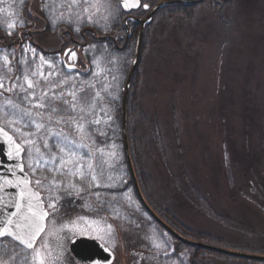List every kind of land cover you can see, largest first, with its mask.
<instances>
[{"label": "rangeland", "instance_id": "374dc122", "mask_svg": "<svg viewBox=\"0 0 264 264\" xmlns=\"http://www.w3.org/2000/svg\"><path fill=\"white\" fill-rule=\"evenodd\" d=\"M150 1L155 5L162 0ZM226 1L230 4L225 9L227 26L206 7H196L187 21H182L181 17L176 19L172 14L163 17L165 11L155 13L144 34L143 59L137 64V96L147 114L156 116L162 133L164 154L153 157L147 170L153 184L150 196L153 203L165 211L163 215L168 220L150 207L186 238L264 255V247H257L264 246V0ZM45 2L48 11L41 8ZM29 4L32 5L30 11ZM84 7L81 3L72 12L83 13ZM0 9H4L0 11L1 35L10 38L17 37L21 31H32L34 44L41 48L28 38L21 45L0 46V57L8 55L10 61L5 65L0 59V78L4 83V88L0 89V126L24 147L26 173L49 213L33 249H27L10 237L0 238V264H36L37 249L45 256V264H81L69 251L70 240L73 237L97 239L100 234L104 239L97 240L115 254L112 264H125L126 259L130 264H193L192 252L181 246L185 243L173 238L145 211L123 157L122 86L134 56L136 38H128L120 49L104 41L90 40L80 50H72L75 58L66 57V64L71 67L63 63L61 53L42 51L59 43L61 30L79 35L84 28H91L102 36L112 34L119 29L124 17L119 0H97L90 6L91 23L87 14L83 22L73 15L71 22L59 20L55 26L49 13L54 9L55 16L67 17L65 0H25L23 4L20 0H2ZM14 19L23 20L24 26L18 24L12 35H8L6 25ZM41 20L46 29L41 28ZM77 27L79 32L75 31ZM41 57L52 65H43L46 80L39 76ZM33 71L38 74L32 76ZM25 73L36 83L35 89L27 88ZM49 73L54 74L49 76ZM17 77L24 90L17 87L9 91ZM247 77L248 90L243 82ZM60 81L66 83L52 87ZM45 90L49 96L44 102L50 101V107H33ZM72 90L77 91L80 104L87 101L91 106L94 102L91 111L86 108L85 112H79L78 104L76 114L65 113L63 101L52 99L55 92L71 102L72 97L67 93ZM33 91L36 98L31 96ZM50 108L58 111L51 113ZM73 115L83 117L77 120L85 125L83 132L67 123H57L61 117L68 119ZM33 121L45 127L37 130ZM106 123L109 128L104 129ZM13 128L34 135L22 136ZM50 133L61 135L56 137ZM29 139L32 143H25ZM46 142L51 152L59 153L57 145L65 147L69 153L75 152L77 165H83L82 170L88 173L87 180L56 173L57 180L64 184L71 181L87 189L91 175L95 174L101 185L115 187H93L79 196L74 190L63 187L54 188L50 193L47 181H44L45 187H37L35 181L44 176L50 180L53 176L50 169L59 165L58 160L49 159ZM38 158L47 161V167L37 169L36 175H32L28 164ZM181 165L209 205L216 209L217 218L225 216L230 225L209 217L204 207L195 208L178 201L168 178L170 173L178 174ZM64 171L67 172V167ZM69 191L71 196L67 194ZM56 196L62 199L53 212L48 204ZM79 217L85 219L79 220ZM108 225L114 229L112 235L108 234ZM206 237L216 240L204 239ZM154 244H159L160 248ZM197 250L201 251L199 257L209 264H264V261L248 259L228 260L221 253L204 248Z\"/></svg>", "mask_w": 264, "mask_h": 264}, {"label": "snow or ice", "instance_id": "6c2138e0", "mask_svg": "<svg viewBox=\"0 0 264 264\" xmlns=\"http://www.w3.org/2000/svg\"><path fill=\"white\" fill-rule=\"evenodd\" d=\"M2 2V0H0ZM21 4L25 2V0H20ZM66 7L68 10V15L65 17L64 15L60 16H55V10H51L49 13V19L51 23L55 26L56 23L59 20H64L67 19L69 22H71L73 15L83 22L84 15L87 14V20L89 23L93 22V14L90 12V6L95 5L97 3V0H65ZM83 3L85 7L83 8V13L77 11L76 13L72 12V9L79 8L80 4ZM142 0H120L119 7H122L124 10H131L134 8H138L141 6ZM143 7L147 9L149 6L148 4L144 3ZM42 10L48 11V3L45 2L44 4L41 5ZM0 11H4V9H0ZM8 15H14V13H8ZM23 27L24 26V21L20 20H12L6 25V30L8 31V35H12V32L15 30L17 25ZM79 27L75 28V31L79 32ZM29 49H25L27 52ZM31 51L35 52L34 49H31ZM70 53V55H69ZM66 56H69V59H73L76 56V53L72 51L71 49L67 50L65 53ZM0 59L3 60L5 65H8L10 63L8 59V55H4L3 57H0ZM41 60V65H40V71H39V76L41 80H46L47 77L44 76L43 74V65L48 64L49 67H52V65L48 62L45 61L43 57L40 58ZM21 63H26V61H21ZM9 71L11 69L9 68ZM38 73L36 71L32 72V76H36ZM54 73H49V76L53 75ZM20 77L16 78V82L13 83L12 89L15 90L17 87L21 88V90H24V86L19 84ZM24 81L27 83V88L28 89H35L36 83L32 80L29 79V76L27 73L24 75ZM66 81H60L59 85L57 84H52L53 88H56L60 85H64ZM4 88V83H3V78H0V89ZM68 96L72 97V101L69 102L67 99L64 98L63 94L57 95L55 92L52 93V99H60L63 101L64 105H66V108L63 109L65 113L71 112L73 114H76L78 112V104H80V97L78 96V93L76 90L69 91L67 93ZM99 93L96 94V97H99ZM31 96L33 98H36L35 92L33 91L31 93ZM48 96L49 93L47 90L43 92V95L38 99V102L33 105L35 108L39 109H44L46 107H50V101L48 103H45L44 101H48ZM27 98V97H26ZM93 105H88V102L85 101L83 104H80L79 106V112H85L86 108L87 110L91 111V107ZM58 109L55 108H50L51 113H56ZM52 117L51 115L49 116V120H51ZM78 119H83V117H78L76 115H73L72 117H69L68 119H65L64 117H61L60 120L57 121V123H67L73 128L77 129L80 132H83L85 125L83 123H77ZM12 122H9L11 124ZM95 123H99V121H96ZM33 126L37 129L40 130L45 127L43 123H36L35 121L32 122ZM13 131L24 136H32L34 135L33 133H23L20 128H13ZM0 133H2L8 140V143L10 145H13V151H10L8 153L9 158H13L14 156L18 158L20 156V153L23 151L22 147L20 144H16L13 137L9 135L7 131H5L4 127H0ZM51 136H60V133H50ZM74 143V141H72ZM25 143L31 144L32 140L29 139L25 141ZM59 147V153H54L51 152L49 148V144L46 142L45 143V148H49V159L51 161H59V165H54L50 171L53 172L52 178L49 180L48 177L44 176L41 177L40 179H37L35 181V184L39 188L45 187L44 181L48 182L49 190L51 193V190L54 188H60L63 187L65 190L67 189H72L75 191L76 195L79 196L80 193L91 190L93 187L95 188H100V187H106V188H112L115 187L113 184H108V185H101L98 181V178L95 174L91 175V182L88 183L87 189L80 187L79 185L69 181L67 184H64L62 181L56 179V173H59L60 175L64 176H74L79 178L80 180H87L88 179V173L83 171V165H77L76 163V156L77 154L75 152H68V150L60 145H57ZM39 151V150H37ZM65 155H67V159H65ZM90 155V154H89ZM114 155V154H113ZM83 159V157H81ZM19 170L21 172H24V165L20 164L17 165ZM44 167H47V161H43L41 159H37L33 162H30L28 164V168L31 170L32 175H36L37 169H42ZM67 167V172L65 173L64 169ZM89 170H92V166L89 165ZM11 172V175L13 177L16 176L15 171L9 170ZM3 179L4 183H0V192H3L5 190V185L9 187H20L22 184L24 187L21 189L19 193V200L15 203V211H12L10 215L7 216V219L4 221H0V238L3 237H10L14 241H18L21 245H24L27 249H33L34 248V243L37 237H39L40 233L44 230L43 226L40 225L38 226L36 221L37 219L43 220L46 218L49 213L47 211L43 212H37L35 208H42L43 206V200L41 199L39 193L37 192H32L31 188L29 185L31 184V181L29 180V174L25 173L23 178H16V182L13 183L11 179H7L6 177L0 178ZM111 180L112 177H109ZM68 196L72 195V192L69 191ZM127 196V194H125ZM96 197L99 200L100 199V194L97 192ZM62 199L59 196H56V199L53 200L51 203L48 204V208L52 209L53 212L56 211V203ZM128 199H131L128 197ZM0 200H2V197H0ZM27 200L28 202V212L30 215H25L21 217V212L23 211V204L21 203L22 201ZM103 203V201H101ZM9 206L4 205V211H8ZM79 220H84V217H79ZM23 220L25 221L24 223H21L20 221ZM93 223L99 224V221H94ZM99 232H102V229H98ZM107 231L109 235H112L114 233V229L112 225L107 226ZM97 239H104V235L100 234L96 237ZM115 246V242L113 240V247ZM154 247L160 248L159 244H154ZM106 251L108 249H105ZM167 255V253H165ZM35 261L36 264H45V256L41 253L40 250L35 251Z\"/></svg>", "mask_w": 264, "mask_h": 264}, {"label": "trees", "instance_id": "16d2710c", "mask_svg": "<svg viewBox=\"0 0 264 264\" xmlns=\"http://www.w3.org/2000/svg\"><path fill=\"white\" fill-rule=\"evenodd\" d=\"M145 3L150 4V6H153L154 4L151 3L150 0H142ZM155 3L160 0H154ZM229 2L226 0H204L201 3H198L196 5H185L180 3H174L167 6L162 7L160 10L156 11V15L160 14L161 12L166 13V11H169V13H163V17H168V15L172 14L176 19H179L180 17L183 19L182 21H187L191 19V16L193 15V10L201 7H206V9H209L210 11L217 14L220 19L222 25L227 26L228 19L227 15L225 14V9L229 7ZM32 5H30L31 7ZM30 11V9L28 10ZM147 10H144L143 8H139L136 11H132L131 14L135 16H144L146 15ZM126 14V13H124ZM155 15V16H156ZM174 20V18H173ZM152 23V22H151ZM152 25V24H151ZM150 25L146 26L145 32H147ZM128 29L130 31L129 38L138 36L139 31V25L137 23L131 22L128 24ZM127 33V28L125 25L121 24L119 26V29L117 30V34L124 36ZM25 34V31H21L17 34V37H8L5 35L0 34V46L3 48H9L11 45L17 43V40H19L21 35ZM146 34V33H145ZM145 38V35H144ZM19 45V43H17ZM142 51H141V57L140 61L143 59V52H144V43H142ZM140 64V62H139ZM137 71H139V65L137 67L135 75H133V80L131 82V87L129 90L128 97V104H127V133H128V142H129V149L131 154V159L134 165V170L136 172L139 185L141 188V191L143 193L144 198L146 201L150 204V206L156 210L164 219L168 220L164 215L163 212L160 210L152 200V195L150 196L152 189V180L151 175L147 170L149 161L153 160V157L158 156V154H164V142L162 133L160 131V127L157 118L154 115H149L145 111V109L142 107L139 98L137 96V88H136V82H137ZM248 77L243 81L245 82L246 90L250 89V80L248 83ZM249 93V92H248ZM106 123L104 124V129L109 128ZM120 134L122 133V126L120 127ZM122 142V140H121ZM122 152L123 157L124 150H123V144H122ZM178 174L170 173V176L168 178L169 183L172 185V189L175 190V196L178 197V201L181 200L184 204H191L196 208L198 207H204L207 209L208 213L210 214L209 217L216 219L217 221H223L224 224L230 225V222L228 219L223 216L221 218H217L218 212L216 209L212 208V206L209 205V202L205 199L203 196L201 190L198 188V186L194 183V180L191 179V176L182 169V165L179 166ZM174 186V187H173ZM198 209V208H197ZM219 219V220H218ZM204 239H213L214 238H204ZM181 243V242H180ZM231 243V242H230ZM240 243V242H239ZM181 245V244H180ZM263 245V244H262ZM188 247L190 251L192 252V263L193 264H209L204 259H201L199 257V254L201 251L197 250L195 247L191 245H181ZM244 247H248V245H245ZM252 246H249V248ZM257 247H264V246H257ZM254 249V248H253ZM204 251V250H202ZM208 252V251H206ZM210 252V251H209ZM224 257H227L228 260H241L240 258H236L233 256L220 254ZM125 264H130L128 259H126Z\"/></svg>", "mask_w": 264, "mask_h": 264}, {"label": "water", "instance_id": "95a60500", "mask_svg": "<svg viewBox=\"0 0 264 264\" xmlns=\"http://www.w3.org/2000/svg\"><path fill=\"white\" fill-rule=\"evenodd\" d=\"M202 1L203 0H165V1L162 0L153 6H150L148 4L149 7L146 9L148 11L144 17L128 16V17L124 18V25L126 28H128L127 24H126L128 22V20L132 21L134 23H137L139 25V34H138V38H137V43H135L136 44L135 45V52L133 54L134 58L132 60L131 67H130L128 75H127V79H126L124 90H123V96H122V110H121V113H122V117H121L122 118V138L121 139L123 141L124 154H125V158H126L125 160L127 162V166H128V170H129V173L131 176V180L133 182L135 190H136L138 197L140 199L139 201H141L143 207L146 209L145 211H147L152 216L154 221H156L160 226H162L165 229V231H168L178 241H181L185 244L194 246L197 249L198 248H204V249H208V250H211V251H214L217 253L229 255V257L233 256V257L240 258V259L264 261V255H259V254H254V253H250V252H244V251L232 250V249H228V248L221 247V246L218 247V245L201 242V241L191 239L188 237L186 238V236L179 233L177 230H175L169 224H167L162 218H160L154 212V210L150 207V205L147 203V201L145 200V198L143 197V195L141 193L135 172L133 170L134 167H133V163H132V159H131L129 142L127 139L128 138L127 124H126V121H127V119H126V117H127L126 116V114H127V102H128L127 96L129 93V89H130L132 79L134 77L133 75H135V72H136V69L138 66L137 64H139L141 50H142V44L141 43L143 42L145 27H146V25H148L151 22L152 17L156 13V11H158L160 8H162L166 5L173 4V3H181V4H185V5H191V4L201 3ZM119 3H120V0H119ZM141 6L143 7L142 3H141ZM140 7H138V8H140ZM138 8H134L131 10L134 11ZM131 10H127V11L124 10V11L130 12ZM94 35H95V33H94ZM100 38L104 39V37H100ZM126 38H127V36H126ZM0 127H2V126H0ZM9 135H11L13 137L16 144H20L15 139V136H13L11 133H9ZM13 147H14L13 145H10L8 143L7 138L2 133H0V178L6 177L7 179H11L13 181V183H15L16 178L17 177L23 178L26 171L24 170V172H21L19 170V168L17 167V165L23 164V159H22L23 151H24L23 146L21 145L23 151L20 153V156L18 158H16L14 156L13 158L10 159L8 156V153L10 151H13ZM10 169L15 171V173H16L15 177H13L11 175V172L9 171ZM29 180H30V176H29ZM0 183H4L3 179H0ZM23 187H24L23 184L20 187H9V186L5 185V190L3 192H0V197H2V200H0V221L6 220L7 216L10 215L12 211H15V203L19 200V193ZM29 187L31 188L32 192L39 193L36 189H34L32 187L31 184L29 185ZM39 195L41 197L40 193H39ZM21 203L23 204V211L21 212V217H23L25 215H30V213L28 212L27 200H24ZM4 205L9 206L7 212L4 211ZM43 205H44V202H43ZM35 210L37 212L46 211L44 209V206H42V208H35ZM46 218H44L43 220L37 219V221H36L37 225L38 226L42 225L43 229H44L45 225H46ZM20 222L24 223L25 221L21 220ZM37 238H36V240H37ZM36 240H35V242H36ZM105 249H108V250L106 251ZM69 250H70L72 256H74L79 262H81L83 264H111L114 260V257H115L113 251L109 247H107L105 244H103L101 241H99L97 239H93V238H87V237H74L73 239H71V241L69 243Z\"/></svg>", "mask_w": 264, "mask_h": 264}, {"label": "flooded vegetation", "instance_id": "af4514ba", "mask_svg": "<svg viewBox=\"0 0 264 264\" xmlns=\"http://www.w3.org/2000/svg\"><path fill=\"white\" fill-rule=\"evenodd\" d=\"M40 21V20H39ZM41 23L43 25V27L46 29L43 21L41 20ZM30 31L25 32V34L21 35L20 39L17 40V43H19V45H21L24 41L25 38H28V41L32 42V31L31 34L29 33ZM37 32V31H36ZM35 32V33H36ZM93 32L94 30H92L91 28H84L81 33L79 35L73 34L70 31L64 30V31H60L59 35H58V41L59 43L55 46H53L52 48L50 47L47 51L46 50H42L46 53L49 54H62V61L63 63L67 66L66 64V60H67V56L65 55L66 51L71 49V50H80L83 46H85L90 40H95V41H104L106 44H110L112 47L116 48V49H120L122 47L125 46V44L128 42V40L130 39H126L125 35L121 36L117 34V30H114L112 34L110 35H104L105 36H109L110 39H99L98 36H102L100 34H98L96 32L95 37H93ZM39 33V32H38ZM40 48V47H39ZM41 50V48H40Z\"/></svg>", "mask_w": 264, "mask_h": 264}, {"label": "bare ground", "instance_id": "6f19581e", "mask_svg": "<svg viewBox=\"0 0 264 264\" xmlns=\"http://www.w3.org/2000/svg\"><path fill=\"white\" fill-rule=\"evenodd\" d=\"M12 110V109H11Z\"/></svg>", "mask_w": 264, "mask_h": 264}]
</instances>
